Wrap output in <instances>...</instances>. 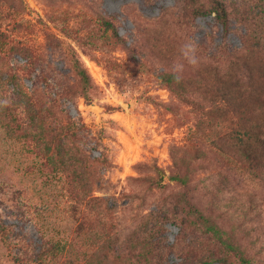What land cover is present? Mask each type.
<instances>
[{
  "label": "rangeland",
  "instance_id": "obj_1",
  "mask_svg": "<svg viewBox=\"0 0 264 264\" xmlns=\"http://www.w3.org/2000/svg\"><path fill=\"white\" fill-rule=\"evenodd\" d=\"M223 1L228 32L214 14H195L191 0H0L3 70L54 118L76 122L80 132L68 130L66 146L94 161L93 193L103 198L93 213L99 246L88 251L95 264L147 250L149 264H264V173L216 153L198 112L177 97L202 65L226 69L252 42L245 26L264 22V0ZM72 55L91 87L80 84ZM165 74L180 80L169 84ZM14 92L6 84L2 101L16 112ZM17 113L24 137L0 135V223L9 226L0 233V264H63L65 250L56 248L76 238L80 215L68 178L28 136L25 107ZM188 199L214 230L190 213Z\"/></svg>",
  "mask_w": 264,
  "mask_h": 264
},
{
  "label": "trees",
  "instance_id": "obj_2",
  "mask_svg": "<svg viewBox=\"0 0 264 264\" xmlns=\"http://www.w3.org/2000/svg\"><path fill=\"white\" fill-rule=\"evenodd\" d=\"M191 2L195 14H214L221 28L230 31V13L223 0H212L207 8L199 4V0ZM245 35L250 36L252 42L230 61L226 69L208 63L202 65L194 76L183 81L177 97L198 112L201 127L207 131L205 139L216 153L228 159L240 156L249 171L258 176L264 173V22L259 17L250 21L245 26ZM3 61L4 58L0 56V135L7 133L17 141L24 137L19 133L21 129L16 116L18 107L23 105L33 129V134L28 136L36 139L43 155L68 178L67 196L71 210L80 215L75 229L76 238L68 248L59 246L56 249L65 250L63 264H95L88 251L99 246L94 235L97 217L93 213L97 208H102L103 198L93 193L91 176L95 170L94 161L88 154L69 152L65 142L68 130L76 135L80 129L76 122L63 123L54 118L51 109L45 107L34 91L28 93L22 89L16 73L3 70ZM71 62L83 89L91 87V76L81 60L72 55ZM177 77L176 74L163 76L169 84L179 81ZM7 82L13 84L15 90V102L18 103L16 112L2 101ZM85 174L88 175L87 179ZM186 206L199 223L207 224L210 230L215 229L211 219L191 199L186 200ZM86 212L89 216H82ZM8 230L7 224L0 223V233ZM83 230L86 232L81 237ZM144 245L152 246L151 240L144 238ZM102 246L112 251L109 239H104ZM149 251H140L135 260L125 258L120 253L115 259L118 264H149L148 261L142 262V259H148Z\"/></svg>",
  "mask_w": 264,
  "mask_h": 264
},
{
  "label": "clouds",
  "instance_id": "obj_3",
  "mask_svg": "<svg viewBox=\"0 0 264 264\" xmlns=\"http://www.w3.org/2000/svg\"><path fill=\"white\" fill-rule=\"evenodd\" d=\"M185 56H188V53L186 52L185 53ZM189 63L192 64V65H196L197 63V59L196 57L193 55L191 57H189ZM181 66H177V69L180 70ZM179 79V77H177Z\"/></svg>",
  "mask_w": 264,
  "mask_h": 264
}]
</instances>
